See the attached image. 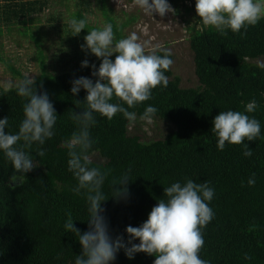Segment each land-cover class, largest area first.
<instances>
[{
  "label": "trees",
  "instance_id": "trees-1",
  "mask_svg": "<svg viewBox=\"0 0 264 264\" xmlns=\"http://www.w3.org/2000/svg\"><path fill=\"white\" fill-rule=\"evenodd\" d=\"M6 1L14 2L12 7L0 8V21L7 31L12 25L32 22L46 8L39 1ZM76 18L83 17L77 14ZM107 21L112 23L110 18ZM189 45L199 87L181 88L177 78L171 79L170 70L168 86L155 89L152 99L135 109L142 113L147 104L157 107V119L171 124L173 131L143 142L129 135L128 122L119 114L112 120L98 117L92 129L97 162L111 170L109 180L131 168L128 196L110 197L102 204L110 234L127 241L126 227L146 221L170 183L185 178L207 180L216 190L211 202L215 219L204 229L202 257L211 264H249L244 260L249 254L251 264H264V139L247 142L253 156L245 158L240 145L218 150L211 132L220 111H244L247 102L255 99L259 108L250 115L260 120L264 134V68L250 63L264 58V20L238 34L229 31L221 36L212 27L195 31ZM45 72L42 68L36 79L37 90L47 92L54 105L57 135L45 145V157L32 153L38 166L22 186L10 180L13 169L0 155V264H73L81 246L71 233H65V220L71 214L76 228L82 233L88 230L86 202L71 191L76 181L68 171L62 142L75 129L71 111L80 112L76 102L83 104L86 97L84 90L72 95V81L82 76L94 79L92 68L59 75ZM21 100L15 90H1L0 118L7 116L18 123ZM253 173L257 182L249 187L247 180ZM154 259L144 253L128 259L121 250L113 264H153Z\"/></svg>",
  "mask_w": 264,
  "mask_h": 264
},
{
  "label": "clouds",
  "instance_id": "clouds-1",
  "mask_svg": "<svg viewBox=\"0 0 264 264\" xmlns=\"http://www.w3.org/2000/svg\"><path fill=\"white\" fill-rule=\"evenodd\" d=\"M133 2L152 19L154 14L164 17L175 13L169 0ZM195 10L199 21L221 36L229 31L246 32L264 20V0H195ZM68 23L73 35H78L87 29L88 18H71ZM81 48L95 56L100 64L99 67L91 64L94 79L82 76L72 81V95L84 90L86 97L83 104L76 102L80 112L71 111L75 129L62 142L68 171L76 181L71 191L83 196L87 210V231L82 233L74 226L71 214L63 225L65 233H71L81 246V253L75 255L73 264H113L121 250L128 259H134L138 253L155 257L153 264H211L201 255L204 229L215 219L211 202L216 190L209 181L201 183L185 178L164 187L163 197L157 200L147 220L139 226L126 227L127 241L123 236L113 238L110 234L102 207L110 197L119 200L128 196L131 168L109 180L111 170L95 160L97 141L92 129L98 117L112 120L119 114L129 126L138 122L151 124L157 119L159 110L151 104L145 105L142 113L135 109L150 101L155 89L168 86L166 73L174 64L171 49L151 46L136 31L117 38L111 23L88 30ZM89 66L87 59L82 61V68ZM259 67L264 68V63ZM0 88L15 90L22 98V116L18 123L7 116L0 118V155L13 169L10 180L22 186L27 174L38 166L32 153L45 157V145L57 135L58 115L47 92L38 94L35 75L25 72L18 80L0 81ZM258 108V102L252 99L244 111L228 109L214 117L211 132L217 139L218 150L223 151L226 145H240L245 158L253 156L247 142L264 139L260 120L250 115ZM256 182L253 173L247 186L254 187ZM244 260L251 264L253 257L245 254Z\"/></svg>",
  "mask_w": 264,
  "mask_h": 264
},
{
  "label": "rangeland",
  "instance_id": "rangeland-1",
  "mask_svg": "<svg viewBox=\"0 0 264 264\" xmlns=\"http://www.w3.org/2000/svg\"><path fill=\"white\" fill-rule=\"evenodd\" d=\"M24 1H39L46 4V8L40 15L34 16L32 22L12 25L8 31L0 21V81L18 80L25 72L37 79L42 75V68L46 70L45 74L50 75L68 73L82 68L85 59L89 65L99 63L95 56L83 51L81 45L88 30L109 23L107 18H110L117 38L136 31L141 40L150 41L151 46L171 49L174 60L171 79L177 78L181 88L199 87L189 40L195 31L210 26H204L199 21L195 0H169L175 13L164 17L154 14L153 19L136 8L133 0ZM13 3L0 0V8L6 4L12 7ZM77 14L88 18V27L73 35L68 21L76 18ZM250 63L260 65L264 63V58ZM173 130L171 124L158 119L151 124L138 122L128 126L129 135L138 136L147 143L162 139ZM95 160L99 161L97 156Z\"/></svg>",
  "mask_w": 264,
  "mask_h": 264
}]
</instances>
